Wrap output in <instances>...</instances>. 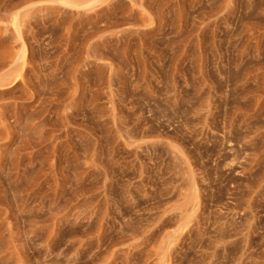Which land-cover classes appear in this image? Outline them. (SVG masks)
<instances>
[{"label": "rangeland", "instance_id": "obj_1", "mask_svg": "<svg viewBox=\"0 0 264 264\" xmlns=\"http://www.w3.org/2000/svg\"><path fill=\"white\" fill-rule=\"evenodd\" d=\"M0 264H264V0H0Z\"/></svg>", "mask_w": 264, "mask_h": 264}]
</instances>
